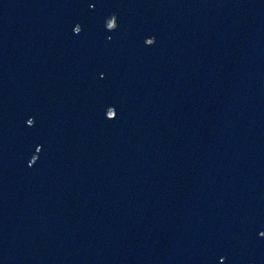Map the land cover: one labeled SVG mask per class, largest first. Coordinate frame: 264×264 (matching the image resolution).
I'll list each match as a JSON object with an SVG mask.
<instances>
[{
    "label": "water",
    "instance_id": "water-1",
    "mask_svg": "<svg viewBox=\"0 0 264 264\" xmlns=\"http://www.w3.org/2000/svg\"><path fill=\"white\" fill-rule=\"evenodd\" d=\"M0 264H264V0H0Z\"/></svg>",
    "mask_w": 264,
    "mask_h": 264
},
{
    "label": "rangeland",
    "instance_id": "rangeland-1",
    "mask_svg": "<svg viewBox=\"0 0 264 264\" xmlns=\"http://www.w3.org/2000/svg\"><path fill=\"white\" fill-rule=\"evenodd\" d=\"M107 25L108 26L112 25V19L111 18H107Z\"/></svg>",
    "mask_w": 264,
    "mask_h": 264
}]
</instances>
